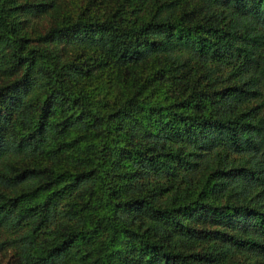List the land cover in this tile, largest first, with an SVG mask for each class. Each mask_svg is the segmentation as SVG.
<instances>
[{
  "label": "trees",
  "instance_id": "1",
  "mask_svg": "<svg viewBox=\"0 0 264 264\" xmlns=\"http://www.w3.org/2000/svg\"><path fill=\"white\" fill-rule=\"evenodd\" d=\"M264 264V0H0V264Z\"/></svg>",
  "mask_w": 264,
  "mask_h": 264
},
{
  "label": "rangeland",
  "instance_id": "2",
  "mask_svg": "<svg viewBox=\"0 0 264 264\" xmlns=\"http://www.w3.org/2000/svg\"><path fill=\"white\" fill-rule=\"evenodd\" d=\"M245 257H239L238 260L241 262V264H247V260H245Z\"/></svg>",
  "mask_w": 264,
  "mask_h": 264
}]
</instances>
